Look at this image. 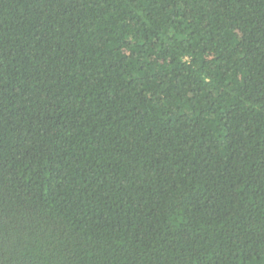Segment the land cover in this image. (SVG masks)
I'll list each match as a JSON object with an SVG mask.
<instances>
[{
  "label": "trees",
  "instance_id": "trees-1",
  "mask_svg": "<svg viewBox=\"0 0 264 264\" xmlns=\"http://www.w3.org/2000/svg\"><path fill=\"white\" fill-rule=\"evenodd\" d=\"M0 264H264V0H0Z\"/></svg>",
  "mask_w": 264,
  "mask_h": 264
}]
</instances>
